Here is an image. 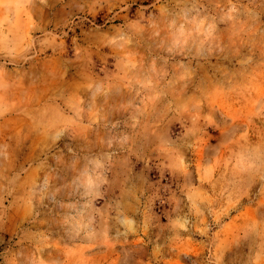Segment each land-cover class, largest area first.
Returning <instances> with one entry per match:
<instances>
[{
	"label": "rangeland",
	"instance_id": "rangeland-1",
	"mask_svg": "<svg viewBox=\"0 0 264 264\" xmlns=\"http://www.w3.org/2000/svg\"><path fill=\"white\" fill-rule=\"evenodd\" d=\"M0 264H264V0H0Z\"/></svg>",
	"mask_w": 264,
	"mask_h": 264
}]
</instances>
